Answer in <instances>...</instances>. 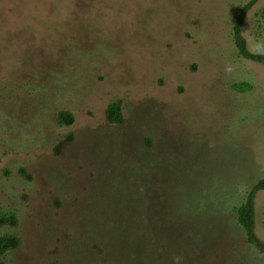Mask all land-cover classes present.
<instances>
[{"label":"rangeland","instance_id":"rangeland-1","mask_svg":"<svg viewBox=\"0 0 264 264\" xmlns=\"http://www.w3.org/2000/svg\"><path fill=\"white\" fill-rule=\"evenodd\" d=\"M250 1L0 0V234L17 240L0 264H73L76 243L89 261L116 264L117 249L98 259L81 229L109 174L149 145L169 175L179 168L178 180L200 181L202 214L189 209L183 221L202 219L201 233L183 241L169 224L168 260L181 257L179 241L184 264H264V191L255 199L262 246L247 243L234 210L264 179V65L233 41ZM263 11L256 0L242 26L261 54ZM179 198L167 194L161 216L175 217Z\"/></svg>","mask_w":264,"mask_h":264},{"label":"trees","instance_id":"trees-1","mask_svg":"<svg viewBox=\"0 0 264 264\" xmlns=\"http://www.w3.org/2000/svg\"><path fill=\"white\" fill-rule=\"evenodd\" d=\"M255 1H250L240 10L233 28V41L244 59L264 65V54L250 51L242 34L244 18ZM120 113L117 103L110 104L106 111L107 121L111 123L119 121ZM71 118L70 113L65 111L59 113L61 121L69 122ZM149 148V151L141 150L143 152L139 154V159L135 157L136 161L133 163L132 161L128 164L118 163L114 169V175H108L105 196L99 200V209L89 210V217H86V223L81 232L84 233L85 239H88L87 246L90 247L91 255L98 256V259L105 258L107 252L115 248L118 256L120 255L116 259V264H184V259L181 260V258L185 250L179 241L173 246L179 249V255H181L179 260L176 261L174 257L172 261H169L167 258L171 256L167 235L168 232L170 233L169 224L180 227L183 241H190V237L195 239L201 233L202 219L198 226L195 224L192 227L183 221L189 209H197L195 212L197 217L202 214L198 210L200 202L198 203L195 196L196 185L200 182L198 177L190 178V180L180 177L181 180H178L174 173L180 175V170L179 173L176 170L179 168H175L172 175H169L162 162L163 158L167 159V157L154 155L153 147L149 145ZM235 179L237 178L231 177L230 181L235 182ZM177 181L182 185L181 188L176 185ZM260 191H264V179L255 183L234 207L237 221L245 233L247 243L255 247L262 246L255 232V199ZM174 192H178L182 204L174 205L172 215L175 217L171 216L167 219L161 216V213L172 201H165L164 198L167 194L171 195ZM211 204L208 203L206 206ZM96 238L97 241H92ZM16 243L14 236L0 234V254L14 247ZM76 244L71 247V251L68 250L69 257H71L70 253H73L71 257L73 264H96L88 260L89 255L85 252L81 255Z\"/></svg>","mask_w":264,"mask_h":264}]
</instances>
